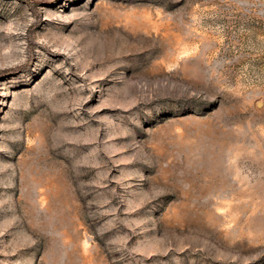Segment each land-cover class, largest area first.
Returning a JSON list of instances; mask_svg holds the SVG:
<instances>
[{
  "label": "rangeland",
  "instance_id": "374dc122",
  "mask_svg": "<svg viewBox=\"0 0 264 264\" xmlns=\"http://www.w3.org/2000/svg\"><path fill=\"white\" fill-rule=\"evenodd\" d=\"M0 264H264V0H0Z\"/></svg>",
  "mask_w": 264,
  "mask_h": 264
}]
</instances>
